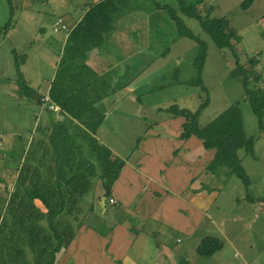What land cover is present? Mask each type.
<instances>
[{"label":"rangeland","instance_id":"374dc122","mask_svg":"<svg viewBox=\"0 0 264 264\" xmlns=\"http://www.w3.org/2000/svg\"><path fill=\"white\" fill-rule=\"evenodd\" d=\"M241 1L204 0L206 6H211V17L224 16L237 30L241 39L235 46L240 60L244 61L247 57L257 58L255 67L264 77V19L260 18L264 14V0H252L247 9L240 8ZM93 2L96 1L10 0L8 3L7 0H0V198L7 197L13 187L16 164L23 158V150L26 149L36 125H43L50 114L54 115L46 110L47 102L36 104L24 98L19 93L17 82L21 77L26 85L41 92L40 95L43 96L42 93L47 90L54 75L68 30ZM131 2L140 9L125 13L124 17H133L135 24L128 22V30L122 37L127 39L129 36L137 43L141 42L146 45V49L144 53L122 57L118 72L121 77L126 76L135 69L133 62L137 67L142 65L143 69L135 70L136 75L132 78L139 79L133 84L136 85L134 94H128L132 87L129 85V91L124 92L125 95L120 94L119 99L116 98V106L110 109L104 118L98 134L99 140L107 141L111 150L114 149L119 155H126L135 145L137 138L143 135L144 126L147 129V126L157 122L158 118L168 115L167 112L158 110L159 107L177 104L193 111L208 99L197 117L202 125L231 103L238 101L244 132L256 137L252 156L243 157L241 151L238 154L251 179L249 193H254L257 197L264 196V130H258V120L248 101L244 99L240 78L230 74L234 65L231 52L227 48L216 47L201 30L196 19L181 16L184 24L207 45L202 70L197 74L192 64L196 43L175 33L167 9H152L153 0ZM155 2L174 6V0ZM148 7L150 11L147 10ZM59 19L61 21L56 23ZM6 22L8 27L5 31ZM61 24L66 30L62 29ZM119 39L121 40V37ZM103 48L112 56L118 53L115 44L106 42ZM196 76L199 77L201 85L185 82ZM129 79V83H133L131 76ZM114 80L116 81L115 77ZM260 85L264 86V81ZM262 121L264 122V115ZM194 139L200 140L197 137ZM200 145L198 142L193 151L203 147ZM207 151H198L201 158ZM96 182L99 181L96 179ZM205 183L208 184L205 188L217 191L219 187V190L224 191L215 204L222 203L226 213L217 212L214 204L212 212L219 214L216 221L219 223L225 219L224 229L235 236L233 240L236 247L247 249L246 252L259 263L264 262V206L260 205L264 200H256L250 204L251 209L261 217H255L250 227L245 229L241 222L233 219L232 214L235 211L245 214V207L237 208L232 198L243 189L241 181L222 170L214 176H208L207 173ZM224 184L226 186H223ZM247 205L249 206L248 203ZM237 236L239 238L236 239ZM250 244L251 249L248 247Z\"/></svg>","mask_w":264,"mask_h":264},{"label":"trees","instance_id":"16d2710c","mask_svg":"<svg viewBox=\"0 0 264 264\" xmlns=\"http://www.w3.org/2000/svg\"><path fill=\"white\" fill-rule=\"evenodd\" d=\"M251 3L252 0H242L240 8L247 9ZM153 4L152 9H167L177 35L196 43L192 64L197 74L202 70L207 45L184 24L181 16L196 19L216 47L231 52L234 65L230 74L240 78L244 99L262 132L264 86L260 83L264 77L255 67L257 58L240 60L235 43L241 37L229 20L224 16L211 17V6H206L204 0H174V6L170 7L155 0ZM134 8L131 0H97L68 30L47 89L48 98L58 106L60 117H51L47 125H36L38 135L30 138L23 158L16 164L13 187L7 197L0 198V264H54L56 252L70 243L87 213L95 210V204L87 198L96 179L100 180L102 188L99 199L103 204L107 202L124 159L114 154L96 133L105 118L101 102L115 89L85 60L88 52L102 44L114 30V21ZM260 18L264 19V14ZM7 27L8 22L4 25L5 31ZM19 79V93L27 100L41 103L42 95L26 85L21 77ZM185 82L201 85L198 76ZM207 101L193 111L177 104L158 110L183 118L179 138L195 136L205 149L212 150L205 166L209 172L217 175L225 170L227 175H234L241 181L246 198L264 200V196L253 198L249 193L251 179L238 154L241 151L243 157L252 156L256 139L244 132L238 101L201 125L197 117ZM140 139L141 136L131 151ZM85 201L87 207H84ZM221 245L218 237L206 235L201 238L196 252L200 257H207Z\"/></svg>","mask_w":264,"mask_h":264},{"label":"crops","instance_id":"0c3cea01","mask_svg":"<svg viewBox=\"0 0 264 264\" xmlns=\"http://www.w3.org/2000/svg\"><path fill=\"white\" fill-rule=\"evenodd\" d=\"M139 9L135 5L133 10ZM124 16L114 21V30L102 44L88 52L85 60L115 89L101 102L105 117L116 106V98L129 91V85L132 87L128 94H134L136 85L133 84L139 79L132 78L136 75L135 70L143 69L142 65L137 67L133 62L135 69L126 76L121 77L118 72L122 57L135 56L146 49L141 42L137 43L129 36L127 39L122 37L128 30L127 23L135 24L133 17ZM106 42L116 45L117 55L108 54L103 48ZM129 76L133 83H129ZM46 93L47 90L42 94ZM46 110L54 115L50 114L43 125L50 123L53 116L60 117L58 111L48 106ZM182 121V117L166 115L147 126V129L144 126L140 141L128 156L119 155L113 149L114 154L124 159V164L111 186L107 202L103 204L99 199L102 188L97 179L99 182L94 181L87 198L95 204L94 212L87 213L70 243L56 252L54 264H264L250 256L247 249L236 247L235 236L224 229L225 219L219 223L216 221L219 214H214L212 207L224 191L219 187L217 191L205 188L208 185L205 183L207 173L214 176L205 168L212 150L201 158L198 151L204 147L193 151L198 142L201 143L200 140L196 141L195 136L179 138ZM100 128L96 133L98 139ZM34 135H38L35 130L32 137ZM102 142L108 143L105 140ZM251 196L254 198L258 195L253 193ZM232 198L237 208L245 207V214L232 213L233 219L241 222L245 229L250 227L255 217H261L250 207L256 200L246 198L244 189ZM36 205H39L37 201ZM87 205L85 201L84 207ZM215 207L217 212L226 213L222 203L215 204ZM206 235L218 237L222 245L210 256L200 257L196 247ZM248 247L251 249L252 245Z\"/></svg>","mask_w":264,"mask_h":264},{"label":"built area","instance_id":"2783aa9c","mask_svg":"<svg viewBox=\"0 0 264 264\" xmlns=\"http://www.w3.org/2000/svg\"><path fill=\"white\" fill-rule=\"evenodd\" d=\"M60 21L61 20L59 19L56 23H59ZM61 26H62V29L66 30L65 26H63L62 24H61ZM41 101L42 102H47L48 103V107L51 108L52 110H55V111L58 110V106L55 105L54 103L50 102L47 93L41 97Z\"/></svg>","mask_w":264,"mask_h":264}]
</instances>
